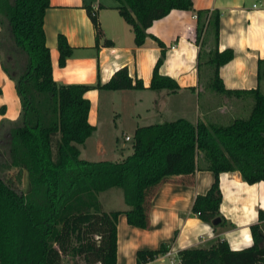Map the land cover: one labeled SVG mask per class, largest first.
<instances>
[{"label":"trees","instance_id":"1","mask_svg":"<svg viewBox=\"0 0 264 264\" xmlns=\"http://www.w3.org/2000/svg\"><path fill=\"white\" fill-rule=\"evenodd\" d=\"M50 0H0V63L15 83L21 109L15 119H0V264H116L117 217L120 210H105L98 194L119 187L127 204L129 224L150 225L151 200L168 180L193 183L197 169L206 168L214 179L205 193L195 196L192 210L209 221L213 230L227 221L219 210L222 194L219 173L238 170L253 183L264 180V57L258 59L261 88H225L219 67L234 50L218 49L220 11L196 10L195 42L199 45L197 68L208 85L226 95H252L246 117L226 124L196 122L183 116L141 125L132 136V152L120 160H87L80 157L79 144L93 133L88 116L92 87L141 88L143 81L119 67L103 84L58 83L52 74L44 16ZM117 8L132 26L140 45L147 28L171 9H194L192 0H117ZM96 39L102 34L97 12L86 6ZM211 34L213 47L206 48ZM155 37V36H154ZM157 39V37H155ZM161 52L149 87L176 91L179 84L159 70ZM58 63L63 66L72 46L63 33L57 35ZM5 106L0 107L4 113ZM26 173L28 186L21 181ZM258 220L264 221L259 209ZM260 223L251 224L252 245L232 249L220 237L207 247L179 250L183 264H264V240ZM169 249L137 250V264L152 260Z\"/></svg>","mask_w":264,"mask_h":264},{"label":"crops","instance_id":"2","mask_svg":"<svg viewBox=\"0 0 264 264\" xmlns=\"http://www.w3.org/2000/svg\"><path fill=\"white\" fill-rule=\"evenodd\" d=\"M192 2L194 9L173 8L155 19L147 28L149 35L137 45L132 26L117 8V0H50L44 16V29L53 78L58 83L103 84L115 70L126 66L130 76L140 78L144 85L123 89L92 87L86 91L85 95L91 101L88 119L95 130L84 143L79 144L81 158H124L132 152V136L135 128L141 125L179 116L194 122L226 124L235 117L248 116L253 101L251 94L227 95L229 98L224 101L215 99V92L199 75L196 10L216 8L220 11L217 46L219 50L232 48L234 55L220 65L219 75L225 88L249 90L262 87L258 82L257 69L258 59L264 57V0ZM86 6L97 12L102 29L98 40ZM58 33H63L72 46L63 66L58 63ZM158 40L165 47V59L159 70L176 80L179 84L176 91L149 87L162 48ZM1 106L5 108L0 119L3 116L9 119L18 117L21 104L15 83L0 63ZM103 124L110 133L106 130L101 132ZM126 135L131 141L126 139ZM213 179L212 170L201 168L196 170L193 183L163 182L152 197L147 228L128 223L124 212L127 204L119 187L101 191L98 197L103 208L120 210L116 264H137V250L155 249L162 243H168L169 249L148 264H183L179 250L207 247L217 237L225 239L232 249L252 245L251 224L259 222L260 227L264 224L258 220L259 209L264 210V180L249 183L238 170L219 173L222 194L219 210L228 224L219 231L213 230L209 221L192 210L195 196L205 193Z\"/></svg>","mask_w":264,"mask_h":264},{"label":"rangeland","instance_id":"3","mask_svg":"<svg viewBox=\"0 0 264 264\" xmlns=\"http://www.w3.org/2000/svg\"><path fill=\"white\" fill-rule=\"evenodd\" d=\"M205 47L206 48H209V47H213V39H212V36H211V34H209V35H207V38H206V44H205ZM204 76L202 77V79L203 80H205V82L206 83H208L209 82V78L206 76L207 75V71L206 72H204ZM213 92H215V94H216V97H215V99H221L222 101H224V100H228V96L227 95H224L223 93H221V92H217V91H214V90H212ZM215 96V95H214ZM126 119H127V116L125 117ZM110 122H111V119H110ZM106 124H108L107 122H105ZM129 123V122H128ZM106 124H103L104 126H103V130L101 131V132H103V131H105L106 130V132L107 133H110V131L108 130L107 131V129L105 128L106 127ZM111 124V123H110ZM111 129V128H110ZM106 133V137H108L109 135ZM0 136H2L3 137V139H2V143L5 141V135H4V133H2V134H0ZM93 140V139H92ZM130 141H131V138H130ZM21 186L24 188V189H26L27 188V186H28V181H27V176H26V173L24 174V176H23V178H22V181H21ZM115 187H113V189H114ZM115 190V189H114ZM118 190H120V192L122 191L121 190V188H119ZM116 196V195H115ZM115 196H114V198H115ZM117 199H115V201H116ZM114 203V202H113ZM259 232H260V234H261V240H260V242H262L263 240H264V224L262 225V227L260 228V230H259Z\"/></svg>","mask_w":264,"mask_h":264},{"label":"built area","instance_id":"4","mask_svg":"<svg viewBox=\"0 0 264 264\" xmlns=\"http://www.w3.org/2000/svg\"><path fill=\"white\" fill-rule=\"evenodd\" d=\"M129 138H130V136L126 135V139H129ZM149 261H150V260L144 262L143 264H148Z\"/></svg>","mask_w":264,"mask_h":264}]
</instances>
